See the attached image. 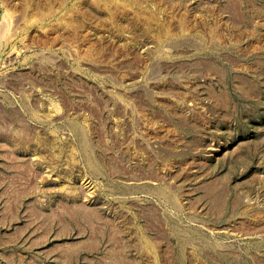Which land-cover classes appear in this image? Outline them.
<instances>
[{
    "label": "rangeland",
    "instance_id": "374dc122",
    "mask_svg": "<svg viewBox=\"0 0 264 264\" xmlns=\"http://www.w3.org/2000/svg\"><path fill=\"white\" fill-rule=\"evenodd\" d=\"M0 264H264V0H0Z\"/></svg>",
    "mask_w": 264,
    "mask_h": 264
}]
</instances>
